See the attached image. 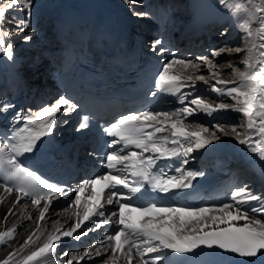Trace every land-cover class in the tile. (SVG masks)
<instances>
[{"label": "snow or ice", "instance_id": "obj_1", "mask_svg": "<svg viewBox=\"0 0 264 264\" xmlns=\"http://www.w3.org/2000/svg\"><path fill=\"white\" fill-rule=\"evenodd\" d=\"M124 3L133 6L131 10L134 16L141 19L149 16L147 11L136 10L135 5L140 4L141 0H124ZM250 3L251 7L248 6ZM218 4L233 18L235 27L242 33V44L235 48L225 45L214 49L211 56H232L233 52L239 56L243 53L240 64L245 70L240 71L232 61H228L236 79L225 80L220 78V65L208 56L195 57L194 60L198 63L176 59L174 56L164 62L156 79V87L171 95L180 93L178 100L184 106L172 113L145 110L123 114L103 129L112 137L107 145L111 150L103 157L104 167L108 171L82 181L74 190V200L63 210L68 213L71 209L69 218H74V222L67 228L59 220L52 221L51 232L45 233L41 228L42 222L49 219L53 201L66 195L67 186L50 184L42 179L35 169L25 164L22 157L26 153H33L38 142L52 135L58 114L76 112L79 104L73 102L71 97L60 96L53 103L42 106L34 117L25 118L21 112L15 113L12 117L13 123L23 120V124L14 128L11 134L0 136V180L3 181L0 183V189L3 190L0 193V204L13 193L16 195L0 224H6L10 216L16 215L15 209L25 198L30 200L31 206L38 212V217L35 218L36 231L30 233L19 248L0 260V264H13L15 257L36 245L41 236H46L43 243L34 247L16 264H60L56 254L57 244L62 238L80 241L89 232L113 223L119 227L112 234L92 244L82 253L71 256L64 264H80L81 261L94 260L95 257H105L100 264H167L172 254L195 260L206 254L203 249L214 250L211 254H218L215 252L218 249L223 253L238 255L245 258L244 264H264V216L255 218L250 215L257 212L264 214V204L259 207H241L251 201L264 200V196L254 194L247 185L234 189L231 200L235 203H223L215 209L158 208L154 202L134 203L145 196L147 188L167 194L176 189L190 188L192 180L204 175L200 170L177 167L175 171L180 173L178 177L164 178L160 164L161 161L179 157L180 147L184 149L183 155L188 156L193 151L206 149L214 141L220 140L221 135H230L219 123L212 126L215 130L209 135H204L209 133V129L199 125L196 126L198 130H189L185 121L196 113L207 116L222 111L241 113L243 122L239 127L246 128L249 133L242 135L237 132L236 126L232 127L231 133L255 157L264 161V0H260L258 4L252 3V0H218ZM33 8V0H0V56L7 61L14 62L16 55L11 40L14 33L5 25L15 22V34L27 32L32 26ZM9 10L23 12L24 15L13 16L9 20ZM227 33L228 29H225L221 35ZM23 39L28 42L32 37L24 35ZM151 50L161 56L173 55L159 38L152 42ZM202 67L207 69V74H198ZM197 82L208 85L213 92L230 97L234 103L209 102L196 95L185 104L190 94L182 93L181 90L195 88ZM152 95L155 96L156 93ZM14 107L10 103H0V114L7 113ZM89 119L88 115L83 116L77 131L87 129ZM253 135L256 139H253ZM185 141L186 146L183 143ZM133 147L136 150H131ZM181 164L187 165L188 160H182ZM129 176L133 179L129 180ZM97 185H100L99 189ZM87 190H90L88 202H83L82 196ZM105 204H116L118 209L105 216L102 210ZM23 207L27 209L29 205L25 203ZM232 209L235 210L234 213ZM133 212L142 215L164 213V216L155 220L149 218L136 221L132 218ZM210 212H218L219 215H207ZM184 216L188 219H184ZM94 217L97 219L94 220ZM192 217L196 219L193 220ZM26 218L32 220L34 217L28 214ZM233 220H243L244 223L237 226ZM91 224L95 227H91ZM221 224L225 227H220ZM17 227L18 225L13 224L0 231V246H7L16 238ZM150 253L155 255L147 258ZM63 256L69 257V253L64 252Z\"/></svg>", "mask_w": 264, "mask_h": 264}, {"label": "bare ground", "instance_id": "obj_2", "mask_svg": "<svg viewBox=\"0 0 264 264\" xmlns=\"http://www.w3.org/2000/svg\"><path fill=\"white\" fill-rule=\"evenodd\" d=\"M87 1H90V3L94 2V3L100 4V0H35L34 8H33V16L31 19L32 26L30 30H28L27 32H21L17 35L15 34L16 33L15 22H13L12 24L5 25V27L8 30L14 33L13 36L11 37V40L15 46V53L19 52V54H22V51L26 50L25 47L19 48V46L22 43H26L27 45L37 44L39 46L41 44V41L44 39L46 32L52 27L55 18H57L58 16V12L62 11L67 5H69V7H71L74 11L82 12L86 15V17H89L91 13V9L89 5L86 4ZM252 3H253V0H252ZM196 4H198L196 11H191L190 9L186 10L185 7L188 6L186 3L182 4L181 6L183 10H186L184 12H182V10L179 11L181 15L184 16L185 18L191 17L186 22V25H188L189 27L192 25L202 26L203 24L210 22L212 23L213 26L219 27L221 22L223 20H226L227 27L223 28L222 30L224 31L227 28H231L234 30V33L237 34L234 37L237 39H235L234 41L230 40L227 37H225V39H223L222 41L220 37H222L221 33L223 31L222 30L217 31L216 29V33L214 34L216 36V39H214L215 41L212 40L211 48L208 49L209 50L208 57L210 56L211 59H214L220 65V70H221L220 78L225 79V80L236 79V76H234L232 73V68L228 66V61H232L234 66L239 68L240 71H244L245 70L244 66L240 64V57L243 56L244 54L241 53L239 56H237L233 52L232 56L221 55L219 57L213 58L211 56V53L214 49H218L225 45H228L232 48L241 46L242 33L235 27V22L233 18L227 13V11H225L219 6L218 0H197ZM248 6L251 7V3ZM62 13L63 12H61L60 14ZM13 16L22 17L23 12L9 10L8 19L11 20ZM24 35H29L32 37V39L28 42H25L23 39ZM192 36H193L192 39H193L194 44L200 43V45L198 46L200 48L205 46V44L202 43L201 41L202 35L198 34V35H192ZM36 50L38 52H41V54L43 53L39 48H36ZM0 57L4 58L3 56H0ZM17 61H19L18 58H16L14 62L10 61L11 63H9L8 65L10 68L8 67L7 69H4L3 62L0 59V86L10 84L16 78V73L12 71V68L16 67ZM194 62L198 63V61H194ZM198 74H207V69L202 67L200 73ZM237 83H239L238 80H237ZM231 86H234V85H229V87ZM5 88L6 87H3V89ZM195 92H199L200 93L199 95L209 100V102L234 103V101H232L230 97L213 92L211 91L208 85H205L202 82H197V85L195 88H184L183 93L190 94L185 100V104H187L189 100L195 97ZM183 106L184 105L180 104L177 98L176 100L169 102L168 108H166L164 111L172 113ZM191 107H195V106H191ZM208 119L214 120L211 127L218 123L222 124L230 132V135L228 136L221 135L220 140L214 141L213 144L208 145L207 147L212 146L213 148H216L222 145H231V146L247 149V151L250 152L247 146L241 145L238 142L236 135L234 133H231V129L233 126H236L237 132L242 133V135L249 133V130H247L246 128L239 127V125H241L243 122V117L241 113L235 112V111H226V112L222 111L220 113H214L213 116H207L203 113H196L194 116L188 117L185 121V124L188 126L189 130H198L196 126L202 125L203 123L208 124L209 123ZM211 129L212 131L215 130L213 127ZM209 134L210 133H204V135H209ZM253 139H256L255 135H253ZM248 160L253 161L252 164L254 165V167H256L255 163L258 162L259 163L258 168H260L261 171H264L263 170L264 161H260L259 158L255 157L253 153L250 152L248 156ZM250 190L258 196H264V194L261 193L260 191H255L253 189H250ZM0 193H3L2 189H0ZM15 195L16 194L13 193L11 196L7 197L4 203L0 204V220L3 219L5 213L7 212V209L11 207L12 201ZM25 203L29 205L27 209L23 207V204ZM255 203H256L255 206L259 207L260 204H264V200L255 201ZM66 207L67 205L60 204L59 200L53 201L51 208H50L49 219L45 222H42L41 224V228L42 230L45 231V233L51 232L53 230L52 221L59 220L60 223L63 224L65 228L69 227L72 224L71 222H73L74 218L72 219L69 218L71 209H69L68 213H65L63 211ZM15 211H16V215L10 216L6 224H0V231L5 230L7 227H11L13 224L18 225L16 238L10 241L7 246H0V260H3L9 252H12L14 249L19 248V246L24 243V240L27 238V236L33 231H36L35 218L38 217V212L35 210L33 206H31L30 202H26L22 200L21 204L17 206ZM232 211L234 213V209H232ZM21 213H23L24 215H21ZM28 214L33 215L34 218L32 220L27 219L26 216ZM214 214L219 215L218 212ZM207 215H209V213ZM250 215L254 216L255 218H261L262 216H264V214L259 213V212L255 214L250 213ZM173 218H175V214H173ZM183 218L188 219L187 216H184ZM192 219L195 220L196 218L192 217ZM238 222H243V220H240ZM37 235H39V232H37ZM45 238L46 236H41L40 240L37 241L36 245H33L32 248H27L23 252H21L17 257H15L13 264H16L17 261H20L21 258L27 255L31 250H33L34 247L39 246V244L43 243ZM91 245L92 244H90L89 242H86L84 238H82L80 241L74 242V244L69 243L67 241H61L57 244V246H59L62 250L60 252H57L56 258L58 259L60 264H64V262L68 258H70L73 255L82 253L85 249H87ZM64 252H68L69 257H64L63 256ZM104 258L105 257H95L94 260L81 261L80 264H100V261Z\"/></svg>", "mask_w": 264, "mask_h": 264}, {"label": "rangeland", "instance_id": "obj_3", "mask_svg": "<svg viewBox=\"0 0 264 264\" xmlns=\"http://www.w3.org/2000/svg\"><path fill=\"white\" fill-rule=\"evenodd\" d=\"M223 28H225V27H223ZM217 31H220V29H218ZM223 31V30H222ZM221 31V32H222ZM228 36L230 35V34H227ZM236 35L233 33V35H232V37H235ZM222 39V38H221ZM233 45V44H232ZM235 45H237V44H235ZM209 58H210V56H209ZM210 131H209V133H211L212 132V129H209Z\"/></svg>", "mask_w": 264, "mask_h": 264}]
</instances>
